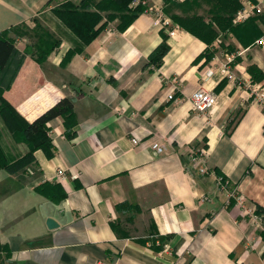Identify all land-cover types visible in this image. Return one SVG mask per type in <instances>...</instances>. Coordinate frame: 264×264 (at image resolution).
<instances>
[{
    "label": "crops",
    "instance_id": "obj_1",
    "mask_svg": "<svg viewBox=\"0 0 264 264\" xmlns=\"http://www.w3.org/2000/svg\"><path fill=\"white\" fill-rule=\"evenodd\" d=\"M49 1L0 0V33L12 30L14 40L0 94L27 122L73 99L74 135L55 118L47 124L52 157L36 150L15 172L0 167V246L8 253L0 263L264 264V113L218 69L230 55L220 38L232 34L242 45L212 24L217 36L208 46L171 19L208 23L215 1L145 0L146 10L121 30L117 14L106 22L113 12L96 7L103 0H86L106 22L88 44L53 12L66 0ZM249 21L259 36L264 18ZM37 25L59 41L41 62L30 36ZM163 35L168 50L154 68L148 60ZM247 51L229 64L245 81V65L264 71ZM198 89L216 96L206 111L192 108ZM155 143L162 154L154 155ZM0 148L11 163L28 152L1 116ZM45 183L64 198L39 193ZM47 219L57 227L48 229Z\"/></svg>",
    "mask_w": 264,
    "mask_h": 264
},
{
    "label": "trees",
    "instance_id": "obj_2",
    "mask_svg": "<svg viewBox=\"0 0 264 264\" xmlns=\"http://www.w3.org/2000/svg\"><path fill=\"white\" fill-rule=\"evenodd\" d=\"M134 1L135 0H103L102 3L96 5V7L103 11L110 10L113 12L107 15L106 22L115 19L118 15L121 22L118 27L122 30L127 27L134 17L146 10V6L143 3L145 0H138L139 3L133 6L132 4ZM214 1L216 3L213 5L215 8L213 12L214 14L208 23H205V20L199 16H172L171 19L182 30L202 40L208 46L213 43L217 36V32L213 29L212 24H215L220 32L224 34L233 33L239 38L240 42H246L249 39V35H237L234 33L236 30L235 27L232 26V17L240 8L239 0ZM166 2H169V0H166ZM50 3L51 0L48 4ZM196 4L197 1L192 3V5ZM172 7L182 9L184 6L182 4L174 3L172 4ZM53 12L63 24L85 44L90 43L96 38L106 25V22L101 23L102 16L95 11H92L91 4L86 0H79L77 5L71 3L70 0H66L59 7L55 8ZM18 30L19 28L13 31L24 33L22 30ZM11 31L12 30L0 33V73L6 67L9 59L14 53V40L8 37V33ZM251 32H253V30ZM30 36L32 39H35V46L38 54L36 58L37 62H41L44 57H46V55H48L59 44V41L54 39L45 29L38 25L34 28ZM247 42L249 43L245 45L249 46L253 41L249 39ZM167 50L168 46L165 43V36L163 35V43L160 44L150 55L148 60L149 65H152L154 68H159L162 63V58ZM203 55H206L209 58L211 53L207 50L206 54ZM247 72L254 76L257 73L260 74V71L256 66H248ZM73 103V99L62 98L34 121L27 122L1 97L0 94V116L3 123L16 143H24L28 147V152L22 158L15 160L12 163L7 161L0 148V167L15 172L31 161L32 153L36 150H42L47 157H52L55 154V149L48 136L49 128L47 127V124L55 118H62L64 134L67 138L71 139L74 135L73 128L76 124L75 119L73 118ZM234 122L235 118L228 119L230 127ZM58 188V185L49 186V184L45 183L37 188V190L39 193H42L51 199H63L65 195L63 192H60ZM113 229L116 231V228ZM0 252H3L5 257H7L8 253L5 247L2 248L0 246Z\"/></svg>",
    "mask_w": 264,
    "mask_h": 264
},
{
    "label": "built area",
    "instance_id": "obj_3",
    "mask_svg": "<svg viewBox=\"0 0 264 264\" xmlns=\"http://www.w3.org/2000/svg\"><path fill=\"white\" fill-rule=\"evenodd\" d=\"M175 2H184L185 0H174ZM138 1H135L133 4H138ZM255 17L264 18V0H243L241 2V6L239 10L233 15L232 17V24L237 26L243 23L248 22L250 19ZM167 25V22H164ZM254 46L259 50L260 54L264 58V30L258 36V38L254 41ZM240 53H238V56ZM226 58L225 63H219L218 69L222 73V76L228 79L231 82L237 83L241 85L243 89L248 92L249 99L256 104L264 113V84H259L257 82H253L250 78L248 81H245L241 78L235 76L234 73L231 72L229 68V64L233 61V56L229 55ZM172 93L168 95V99H172ZM192 108L195 111H206L207 109L211 108L215 101L216 96L214 93L206 91L204 89H198L197 91L193 92L190 98ZM264 129V123H263ZM133 144H137V140H132ZM154 155H160L164 152V149L159 144H153L151 146ZM203 172V170H201Z\"/></svg>",
    "mask_w": 264,
    "mask_h": 264
},
{
    "label": "rangeland",
    "instance_id": "obj_4",
    "mask_svg": "<svg viewBox=\"0 0 264 264\" xmlns=\"http://www.w3.org/2000/svg\"><path fill=\"white\" fill-rule=\"evenodd\" d=\"M234 27L236 29L234 33H236L237 35H239V34L241 36H243V35H249V39H256V37H258V35L255 36V34L253 32H251L252 31L251 30L252 25H251V22L250 21H248V22H246L244 24H240V26L237 25V27L236 26H234ZM233 35L236 36L235 34H233ZM247 41L246 42H243V41L240 42V44L242 45V46H240L233 39L232 34H229L228 37L225 38V41L221 37L220 38V41L217 42V46H218L219 49H221L222 48L221 45H223L224 46L225 53H228V54L232 55L233 56V62H235V63L241 62V56L239 55L240 57H238V53L244 51V49H248L249 48L250 51L249 52L247 51V53L244 56L245 57H247V56L248 57L255 56L261 62H263V65H264V60L260 56V53H259L258 49L256 48V46H254V41L255 40L252 42V44H250L249 46H246V48H245V44L249 43ZM214 46H216V45H214ZM245 66H246L245 67V70L247 72V67L248 66H256V65H254V64L253 65L252 64H248V65H245ZM257 69L260 71V74L257 73L254 76V75H250L248 72L247 73L249 74L250 78L253 77L252 79L254 80V82H257L259 84H264V71L260 70L258 67H257Z\"/></svg>",
    "mask_w": 264,
    "mask_h": 264
},
{
    "label": "water",
    "instance_id": "obj_5",
    "mask_svg": "<svg viewBox=\"0 0 264 264\" xmlns=\"http://www.w3.org/2000/svg\"><path fill=\"white\" fill-rule=\"evenodd\" d=\"M46 226L48 229H54L57 227V224H55V222L51 219H47L46 220Z\"/></svg>",
    "mask_w": 264,
    "mask_h": 264
}]
</instances>
